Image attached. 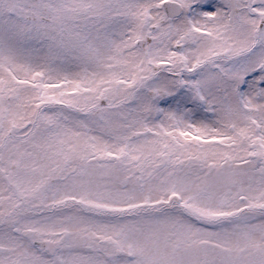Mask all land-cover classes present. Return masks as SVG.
<instances>
[{
	"label": "snow or ice",
	"instance_id": "1",
	"mask_svg": "<svg viewBox=\"0 0 264 264\" xmlns=\"http://www.w3.org/2000/svg\"><path fill=\"white\" fill-rule=\"evenodd\" d=\"M0 264H264V0H0Z\"/></svg>",
	"mask_w": 264,
	"mask_h": 264
}]
</instances>
